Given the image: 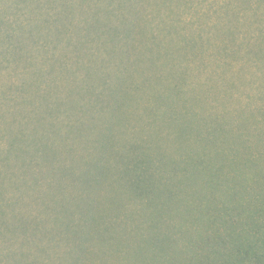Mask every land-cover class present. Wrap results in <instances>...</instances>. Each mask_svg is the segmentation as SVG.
<instances>
[{"label":"rangeland","instance_id":"rangeland-1","mask_svg":"<svg viewBox=\"0 0 264 264\" xmlns=\"http://www.w3.org/2000/svg\"><path fill=\"white\" fill-rule=\"evenodd\" d=\"M263 224L264 0H0V264H264Z\"/></svg>","mask_w":264,"mask_h":264},{"label":"trees","instance_id":"trees-1","mask_svg":"<svg viewBox=\"0 0 264 264\" xmlns=\"http://www.w3.org/2000/svg\"><path fill=\"white\" fill-rule=\"evenodd\" d=\"M143 172L146 173V174L150 173V171L149 170L147 171V169L143 170ZM261 229L264 230V224L262 225ZM262 242H264V234L262 236ZM248 252H249V248L246 250V253H248Z\"/></svg>","mask_w":264,"mask_h":264}]
</instances>
